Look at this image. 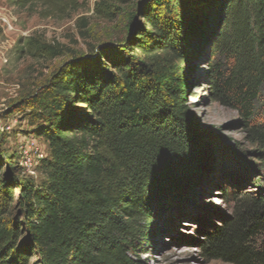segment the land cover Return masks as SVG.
<instances>
[{
  "label": "trees",
  "instance_id": "16d2710c",
  "mask_svg": "<svg viewBox=\"0 0 264 264\" xmlns=\"http://www.w3.org/2000/svg\"><path fill=\"white\" fill-rule=\"evenodd\" d=\"M133 1L141 10L126 40L58 70L18 107L43 123L49 156L42 184L3 171L0 157V264H147L141 254L155 223L198 196L218 155L214 133L189 107L190 86L207 77L217 102L254 120L264 91V0H99L94 13L110 22ZM13 2L58 18L80 7ZM27 44L34 56L63 53ZM202 61L208 70L195 74ZM256 155L264 174V147ZM252 186L222 191L231 211L199 242L205 261L264 264V179Z\"/></svg>",
  "mask_w": 264,
  "mask_h": 264
},
{
  "label": "rangeland",
  "instance_id": "374dc122",
  "mask_svg": "<svg viewBox=\"0 0 264 264\" xmlns=\"http://www.w3.org/2000/svg\"><path fill=\"white\" fill-rule=\"evenodd\" d=\"M79 1L77 11L58 18L45 16L40 8L19 9L13 0H0V157L3 171L11 166L19 181L29 177L37 184L45 182L40 163L49 156V145L36 114L18 107L27 106L28 98L58 70L80 57L91 58L94 48L104 43L126 40L136 25L132 15L139 18L141 10L133 1L120 7L109 22L94 13L99 0ZM30 39L59 45L63 53L56 58L34 56L31 52L36 50L27 44ZM207 70L203 61L194 68L195 74ZM204 78L190 86L188 104L200 125L214 133L218 155L198 196L166 208L163 217L167 224L162 220L155 223L151 244L141 254L147 264H225L205 261L198 248L209 224H220L230 215L222 191H254L257 186L252 183L264 179L256 155L264 147V91L254 120L247 124L238 111L215 100L209 79ZM14 193L18 194L16 188Z\"/></svg>",
  "mask_w": 264,
  "mask_h": 264
}]
</instances>
